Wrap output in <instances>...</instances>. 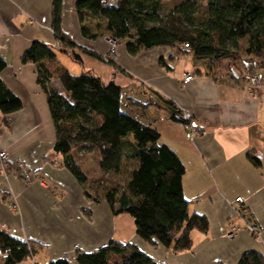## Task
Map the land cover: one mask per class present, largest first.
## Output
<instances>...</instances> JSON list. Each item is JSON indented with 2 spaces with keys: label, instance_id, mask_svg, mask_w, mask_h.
I'll list each match as a JSON object with an SVG mask.
<instances>
[{
  "label": "crops",
  "instance_id": "obj_1",
  "mask_svg": "<svg viewBox=\"0 0 264 264\" xmlns=\"http://www.w3.org/2000/svg\"><path fill=\"white\" fill-rule=\"evenodd\" d=\"M75 2L63 0L60 23L80 56L75 62L87 61V72L106 83L113 81L121 91L135 92V98L125 95V103L129 98L137 102L130 112L154 127L158 143L184 166L182 194L188 214L204 216L208 229L191 231V248L175 253L140 239L129 215L114 216L106 202L85 197L83 187L63 167L62 157L54 155L55 128L46 93L36 82V68L21 62L34 41L59 44L51 27L53 0H0V58L6 63L0 79L22 105L6 116L0 113V152L9 158L0 169V229L37 244L33 256L16 264L59 259L74 264L76 251L89 253L111 242L131 244L158 264H237L247 252L264 259V68L252 65L242 77L239 72L231 76L210 70L189 51L162 47L130 56L122 44L116 46L112 64L101 62L80 49L98 56L108 53L104 21L88 18L91 32L99 36L84 38ZM66 50L68 54L57 52V60L69 71L62 61L74 60L72 50ZM187 75L192 79L184 82ZM251 75L260 77L253 91L247 86ZM48 87L63 92L56 78ZM162 101L173 106L181 122L172 121L166 108L154 104ZM187 125L199 134L187 138ZM249 156L260 165L254 166ZM237 197L243 198L260 229L258 238L245 231L232 239L225 236L228 221L244 224L232 211Z\"/></svg>",
  "mask_w": 264,
  "mask_h": 264
},
{
  "label": "trees",
  "instance_id": "obj_2",
  "mask_svg": "<svg viewBox=\"0 0 264 264\" xmlns=\"http://www.w3.org/2000/svg\"><path fill=\"white\" fill-rule=\"evenodd\" d=\"M62 2L53 0L51 9V27L60 49L34 41L21 57L23 64L35 66L36 82L46 93L56 133L54 155L62 157L63 167L83 187L88 200L106 202L114 216L129 215L140 239L175 253L189 250L191 231L205 233L208 224L204 216L188 214L182 194L184 166L158 143V131L130 112L139 106L135 100L128 99V113L122 110V91L113 81L106 83L89 72L74 75L58 62L57 52L68 54L67 48L72 50V59L80 61L73 50L76 46L61 30ZM74 10L84 38L99 36V32H91L88 18L103 20L105 37L122 44L130 56L168 47L189 51L210 70L227 63L237 68L240 77L238 65L245 60L257 69L264 68V0H76ZM80 50L104 62L102 56ZM105 63L112 64L111 60ZM5 68L0 58V73ZM236 73L228 72L231 76ZM53 78L61 83L63 92L48 87ZM154 104L166 108L172 121H182L169 102ZM21 107L0 79V113L6 116ZM88 157L99 176L90 178L84 170ZM249 159L254 166L260 165L257 158ZM127 163L130 168L124 172ZM125 173L127 179L120 184L118 179ZM36 247L32 241L16 239L0 229V250L9 252L6 264L33 256ZM73 262L158 264L137 247L114 242L89 253L76 251ZM47 264L70 262L59 259ZM237 264H264V259L247 252Z\"/></svg>",
  "mask_w": 264,
  "mask_h": 264
},
{
  "label": "built area",
  "instance_id": "obj_3",
  "mask_svg": "<svg viewBox=\"0 0 264 264\" xmlns=\"http://www.w3.org/2000/svg\"><path fill=\"white\" fill-rule=\"evenodd\" d=\"M102 1L112 2L115 0H102ZM107 41L110 45V48H109L108 53H106L105 55L102 56L104 62H108L109 60H111V58L114 56V54L116 52V46H117V43L114 40L108 38ZM53 47L56 50H59L60 44H56ZM191 79H192V77L190 75H187L184 82H189ZM247 83H248V85H247L248 90L253 91L259 87L260 77L258 75H251L248 77ZM186 128L188 130V132L186 134L187 138H193L195 135L199 134L198 132H194L190 128V126H188V125ZM201 134H202V132H201ZM7 163H9L8 155L6 154V152H0V169H3L5 164H7ZM231 207H232V211L234 212V214L236 216H238L239 218H242L244 220V224H243V226H238L234 222H232L231 220L228 221L226 223L225 228H224L225 236L229 239H232L240 231H245V232L249 233L250 235H252L253 237L258 238L260 236V229L255 224V222L253 221L249 210L244 205L243 198H241V197L235 198L231 204ZM8 253H9L8 251L0 250V259L5 261Z\"/></svg>",
  "mask_w": 264,
  "mask_h": 264
},
{
  "label": "rangeland",
  "instance_id": "obj_4",
  "mask_svg": "<svg viewBox=\"0 0 264 264\" xmlns=\"http://www.w3.org/2000/svg\"><path fill=\"white\" fill-rule=\"evenodd\" d=\"M202 5H204V4H202ZM62 63L66 67H68L70 69L69 70L70 72L72 71L71 73H73L75 75H81L83 73H87V69L89 67L88 66L89 64L87 63V61L83 65H81L80 63L75 62V61H67V62L66 61H62ZM238 68L243 73H244V68H245L248 71V73H249L250 72V69L252 68V65H251V63L248 60H245L243 62V64L238 65ZM230 69L234 70L235 72H238V70H237L236 67H233L232 66V68H231V66L229 67L227 65V63H221L220 66H217V67L214 68V71L215 70H218V72L224 74V72H227V71L229 72ZM125 95L126 96L129 95V96L135 98L136 97V94H135V92H127L126 93L124 89L122 90V104H121L122 105V110L128 113V111L126 110ZM84 166L86 167V169L88 170V173L90 175H93L94 174V177L99 176L98 175L99 174L98 171L95 169L94 164H93V162L90 159H88L87 161L85 160ZM124 168H125V171L124 172H128V168H130V164L129 163L125 164V167ZM86 169L84 168V170H86ZM126 179H127V174L125 173V174L121 175V177L118 179V181H119L120 184H124L125 181H126ZM125 216H127L126 218H130L128 215H125ZM1 261H3V260H1Z\"/></svg>",
  "mask_w": 264,
  "mask_h": 264
}]
</instances>
